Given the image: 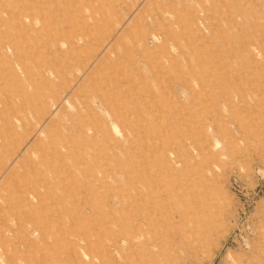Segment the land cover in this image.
I'll list each match as a JSON object with an SVG mask.
<instances>
[{
    "label": "rangeland",
    "instance_id": "obj_1",
    "mask_svg": "<svg viewBox=\"0 0 264 264\" xmlns=\"http://www.w3.org/2000/svg\"><path fill=\"white\" fill-rule=\"evenodd\" d=\"M0 264H264V0H0Z\"/></svg>",
    "mask_w": 264,
    "mask_h": 264
}]
</instances>
